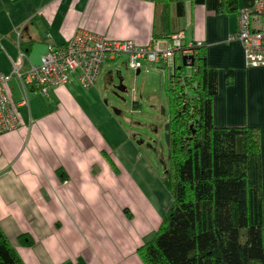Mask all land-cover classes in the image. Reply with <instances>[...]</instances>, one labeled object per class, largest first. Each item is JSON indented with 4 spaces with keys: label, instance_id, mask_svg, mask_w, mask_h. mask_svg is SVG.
I'll use <instances>...</instances> for the list:
<instances>
[{
    "label": "crops",
    "instance_id": "crops-1",
    "mask_svg": "<svg viewBox=\"0 0 264 264\" xmlns=\"http://www.w3.org/2000/svg\"><path fill=\"white\" fill-rule=\"evenodd\" d=\"M184 6L178 16L174 3L163 10L150 0H0V74L19 62L18 30L27 61L37 65L48 45H63L79 30L138 45L154 38L164 46L183 29L185 42L200 43L217 71L213 124L259 129L264 194V66L246 67L241 43L228 40L236 13H215L189 0ZM182 60L177 55L152 72L164 79ZM121 66L125 59L104 62L89 88L71 75L48 97L29 90L27 105L18 108L19 127L0 134V229L24 264H143L136 249L157 229L171 196L163 204L147 187L155 179L139 142L118 136L89 100L100 95V76L112 81ZM6 91L20 100L17 76Z\"/></svg>",
    "mask_w": 264,
    "mask_h": 264
},
{
    "label": "trees",
    "instance_id": "trees-1",
    "mask_svg": "<svg viewBox=\"0 0 264 264\" xmlns=\"http://www.w3.org/2000/svg\"><path fill=\"white\" fill-rule=\"evenodd\" d=\"M150 1L163 10L174 3L176 14L184 15L186 0ZM189 1L226 14L250 2ZM202 48L195 47L190 64L165 71L169 141L163 182L171 202L136 253L143 264H264L260 132L255 126L213 124L217 71ZM19 239L30 243L25 235ZM0 264H24L1 229Z\"/></svg>",
    "mask_w": 264,
    "mask_h": 264
},
{
    "label": "built area",
    "instance_id": "built-area-1",
    "mask_svg": "<svg viewBox=\"0 0 264 264\" xmlns=\"http://www.w3.org/2000/svg\"><path fill=\"white\" fill-rule=\"evenodd\" d=\"M236 15L237 26L228 40L241 43L246 67L264 66V0H250L239 7ZM20 35L21 30H18L19 62L13 64L11 73L0 74V134L19 127L18 108L27 105L29 90H34L40 97H48L51 90L69 82L71 75H75L82 87H92L97 82L102 64L123 56L125 65L135 71H147L149 66L166 63L177 55L187 57L185 63L190 64L195 47L200 46L198 42H185L183 29L172 33L164 46L154 40L138 45L131 40H111L79 30L63 45H48L40 63L34 65L27 61L26 53L20 47ZM12 76H17L22 85V97L16 102L6 91V84Z\"/></svg>",
    "mask_w": 264,
    "mask_h": 264
},
{
    "label": "rangeland",
    "instance_id": "rangeland-1",
    "mask_svg": "<svg viewBox=\"0 0 264 264\" xmlns=\"http://www.w3.org/2000/svg\"><path fill=\"white\" fill-rule=\"evenodd\" d=\"M124 59L123 56L117 60ZM117 70L112 73V81L106 82L104 76H100V95L90 96V103L94 104L96 115L107 121L118 136L123 138L124 132L139 142L138 146L155 179L146 185L155 190L160 202L167 204L170 193L163 180L168 166L165 125L169 101L163 75L152 72L151 66L147 71L142 69L139 74L126 66ZM120 87L125 89L120 90ZM134 100L138 103L135 108Z\"/></svg>",
    "mask_w": 264,
    "mask_h": 264
},
{
    "label": "water",
    "instance_id": "water-1",
    "mask_svg": "<svg viewBox=\"0 0 264 264\" xmlns=\"http://www.w3.org/2000/svg\"><path fill=\"white\" fill-rule=\"evenodd\" d=\"M182 59H183L182 60V64L183 65H188V64L185 63V60L187 59V57H183ZM191 59H193V57ZM119 89L123 90V88H121V87ZM165 131H166V135H165L166 142L168 143V141H169V124L168 123L165 125Z\"/></svg>",
    "mask_w": 264,
    "mask_h": 264
}]
</instances>
